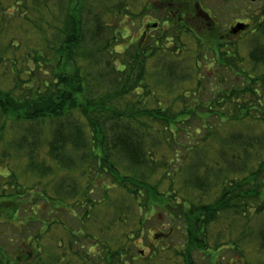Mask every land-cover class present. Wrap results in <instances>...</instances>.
Here are the masks:
<instances>
[{"label": "trees", "instance_id": "trees-1", "mask_svg": "<svg viewBox=\"0 0 264 264\" xmlns=\"http://www.w3.org/2000/svg\"><path fill=\"white\" fill-rule=\"evenodd\" d=\"M60 1L16 4L15 34L0 5V69L12 73L0 75V264H199L200 252L210 263L233 226L227 245L263 252L264 3L246 54L198 36L193 57L189 18L216 26L199 2L171 0L160 32L118 50L126 36L94 2ZM41 5L54 22H36ZM158 167L172 192L142 174ZM151 230L147 253L137 240Z\"/></svg>", "mask_w": 264, "mask_h": 264}, {"label": "rangeland", "instance_id": "rangeland-1", "mask_svg": "<svg viewBox=\"0 0 264 264\" xmlns=\"http://www.w3.org/2000/svg\"><path fill=\"white\" fill-rule=\"evenodd\" d=\"M2 1L4 4H6L4 5L5 7H3V5L1 4ZM32 1L33 0H26L24 2V0H18V3H15L16 0H1L0 5H2V7L4 8L3 14L6 16L8 21V27L6 28L10 29L11 33L15 34L17 31L19 32V29H21L22 32L25 30L24 26L23 28L19 26L21 20L19 19L18 21L17 17L12 16L15 14V11L17 9L16 4L19 6L23 3L28 4ZM87 1L94 2V4H91V8L93 9V11L95 10L101 11L103 14L105 15L107 14L108 15L107 17H110L108 19L112 18L111 22L114 23L117 22L119 30L122 31L126 36V38L121 39L122 40L121 44L117 46V49L121 50L123 45H126L129 42H134L141 35L142 31L147 28L150 29L149 33L151 34L157 33V29L153 27L154 23L161 24L160 28H158V31L159 32L161 31L163 27L162 24L164 23L162 21V18H165L166 16L165 7H167V4H169L168 2H170L171 0H153V1L152 0L150 1L149 0H87ZM148 1L149 2L152 1L151 3L155 2L156 8L154 10L144 9L145 8L144 6L148 4L147 3ZM184 1L177 0L178 4L181 3L183 5H186ZM51 2H55L56 6L60 3H63L60 0H51ZM196 2H199L202 8L209 11L211 17L208 18L209 23L210 25L216 23V26L214 27L213 30H211V33H204L205 31V28L203 27L204 24L198 21L197 20L198 18L196 20L194 18H189L188 22L192 29L187 34L183 35V40L186 41L185 44L192 46L194 48L191 55L194 57V55L198 53V42L200 41L198 36L201 37V39H203L205 43L207 42L213 45H215L216 39H218L219 36H221L220 40L223 39L224 41L227 40L230 43L234 42L235 45L236 44L240 45L238 46L239 51L241 53L246 54L247 51L244 47V43L246 42L250 43L254 40V38H252L253 33L246 31L243 32L244 29L238 30L236 34L233 35H229L227 34V32L232 27V25L236 24L238 21L248 23L249 22L248 17L253 12L255 11L260 12V7L264 3V0H191L190 2L187 3L191 6V8L192 7L194 8ZM44 3H47L46 5H49L48 4L49 2H44ZM125 3L128 5L127 7H129L130 10L134 11V14L127 13L128 11L125 9L126 7ZM108 7L116 8V10L108 13L107 12V10H109ZM60 9H62V5L56 7L55 10L57 12L60 11ZM119 9H121V11L118 12L117 10ZM49 10H50L49 8H46L44 7V5H41V12H39L38 9L36 10L37 12H35V15L40 13L38 17H36L37 18L36 22H39L41 18L44 19V21H47V18H49L51 22H54L52 21L53 14H51ZM43 15H45L46 17H44ZM1 19L4 18L1 17ZM2 24L3 23H1L0 20V34H3L5 32V30L2 29L5 28V26L2 27ZM245 29H249V28L245 27ZM52 31H54L53 26L49 29V33H51ZM253 45H255V43H252V46ZM208 54L209 56L211 55L209 51ZM187 58L190 60L192 59L188 57V54L185 57V59L187 60ZM214 69H215V65H212V63H210L208 60H206L203 66L200 68V70L204 74L205 73L209 74V80L207 81V84L209 81H214L213 74H210ZM223 71L225 72V70ZM227 72L228 71H226L225 74ZM0 75L8 76L10 78V75H12V73L9 72V69H7V67H4L0 69ZM161 92L163 93L164 91ZM151 169L152 170L144 171V173L142 174H144L152 183H157L159 181L161 182L162 180L160 185V189L162 191L172 192L170 190L177 188L171 183H169L170 180L169 178L166 177V173L168 171L164 170L162 167H158L156 169L151 168ZM24 171L25 169L23 170L21 169V171H19L18 173H24ZM124 199L126 200L127 198ZM115 203L121 204L119 199H116ZM112 205L113 207L108 209L113 210L115 206L114 204ZM100 218L102 221V216ZM162 220H164V226H165L164 231L167 232V229L171 227L170 225L171 221L169 219L166 220L165 217H162ZM13 222L18 223L19 221L17 218H13ZM148 223H152L154 225L153 230L155 231H157L158 228L163 230L162 228L159 227L160 223L158 221V218L154 216L150 218ZM217 226L220 228L219 223L217 224ZM235 234H237V230L235 229L234 226L232 227V229L229 230L228 233L224 234L225 235L223 237L224 246L221 250V254L217 256L218 258L217 257L212 258L216 254H218V251L216 250L210 251L209 255L210 258H212L211 259L212 262L209 263L210 259L208 255H205L203 256L204 258H202V255H204L205 253L203 252L197 253V261L199 262V264H242V263L247 264L250 260L257 262V264H264V250L263 252H260V248L258 247L257 244L252 243L249 244V246L247 244L248 249L247 247L243 249L245 252V256H242L240 254L239 249L233 248L230 245L226 244L230 236L231 235L235 236ZM153 237L154 234L153 231L151 230V232L148 233L147 235L143 234L142 235L143 239L142 238L138 239L137 244L139 245L140 248L145 249L148 253L151 249V243L152 240L154 239ZM173 237L174 240L181 241L182 234L178 233L176 234V236L174 235ZM139 247L137 248L139 249Z\"/></svg>", "mask_w": 264, "mask_h": 264}, {"label": "water", "instance_id": "water-1", "mask_svg": "<svg viewBox=\"0 0 264 264\" xmlns=\"http://www.w3.org/2000/svg\"><path fill=\"white\" fill-rule=\"evenodd\" d=\"M154 25H157V23H154ZM246 26H247V24L244 22H237V24L235 25L233 30L238 31V30L244 29Z\"/></svg>", "mask_w": 264, "mask_h": 264}, {"label": "flooded vegetation", "instance_id": "flooded-vegetation-1", "mask_svg": "<svg viewBox=\"0 0 264 264\" xmlns=\"http://www.w3.org/2000/svg\"><path fill=\"white\" fill-rule=\"evenodd\" d=\"M234 26H235V24L232 25V27L229 29V31L227 32V34H229V35H230V34H236L237 31H234V30H233V27H234ZM153 27H155V26H153ZM149 30H150L149 28L145 29V30H144V35L147 34V33H149Z\"/></svg>", "mask_w": 264, "mask_h": 264}]
</instances>
